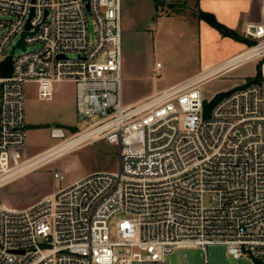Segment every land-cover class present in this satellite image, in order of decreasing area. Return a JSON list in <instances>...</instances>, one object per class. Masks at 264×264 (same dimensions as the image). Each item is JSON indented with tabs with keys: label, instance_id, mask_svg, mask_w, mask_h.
<instances>
[{
	"label": "built area",
	"instance_id": "2783aa9c",
	"mask_svg": "<svg viewBox=\"0 0 264 264\" xmlns=\"http://www.w3.org/2000/svg\"><path fill=\"white\" fill-rule=\"evenodd\" d=\"M123 1L0 0V190L28 162L15 164L14 154L28 138L27 84L42 101L56 83L75 84L86 123L76 148L99 140L118 147L115 171L22 210L0 204V264H167L175 250L210 245L264 264V0L260 21L245 30L255 44L221 64L233 72L260 62L258 81L209 115L203 86L224 73L204 76L214 67L123 106ZM52 138L72 141L62 129Z\"/></svg>",
	"mask_w": 264,
	"mask_h": 264
},
{
	"label": "rangeland",
	"instance_id": "374dc122",
	"mask_svg": "<svg viewBox=\"0 0 264 264\" xmlns=\"http://www.w3.org/2000/svg\"><path fill=\"white\" fill-rule=\"evenodd\" d=\"M199 2L200 0L123 1V106L136 102L148 90L165 87L181 74L198 70L204 62H218L228 50L218 37L212 41V49H203L204 26L196 15ZM258 6V0L222 6L226 14L240 15V30L243 31L233 30L243 41L232 37L226 38L248 49L253 41L247 38L245 29L247 24L258 16ZM0 18L3 19V16ZM90 37L91 42H94L93 21L90 22ZM36 48L37 46L31 47L30 50ZM16 54L20 55L21 51H17ZM259 63L245 65L206 83L203 91L207 103H211L218 94L229 93L253 84V80L259 77ZM157 64L161 67L157 68ZM26 120L27 143L24 148L14 150L15 164L21 161L25 163L60 145L62 140L52 138L54 129H62L68 140L82 134L86 123L77 112L75 84L56 83L49 101L38 98L36 84H27ZM117 167L118 147L103 140L95 141L5 185L0 190V204L9 210H22L89 174L115 171ZM56 173L61 174L64 181L56 180L54 178ZM167 264L255 263L248 259L236 261L227 254L225 246L210 245L206 251L201 248L175 250L168 255Z\"/></svg>",
	"mask_w": 264,
	"mask_h": 264
},
{
	"label": "crops",
	"instance_id": "0c3cea01",
	"mask_svg": "<svg viewBox=\"0 0 264 264\" xmlns=\"http://www.w3.org/2000/svg\"><path fill=\"white\" fill-rule=\"evenodd\" d=\"M236 1V2H235ZM242 2H245L246 0H241ZM241 1L239 0H229V1H221V0H200L199 2V8L198 10H202L203 12L206 13H213L215 15V17L217 18V20L227 26L228 28L235 30L237 32H241V26L239 23V19H240V15L234 16V14L230 13V14H226L223 9L221 8L222 6H226V5H230V4H236V3H240ZM250 3V1H248ZM259 10H258V16L255 18L254 21L250 22L247 24H254L260 21V11H261V1H259ZM197 10V17H198V11ZM199 19V17H198ZM199 22H201V24H203L204 26V35H203V42H204V48L203 49H212L211 44L212 41H214L217 37L219 39H221L224 42V45L227 47L226 49H228L222 56L221 58L218 60V62L216 63H211V62H204L201 67L196 70V71H191L189 73H185V74H181L179 76H177L171 83L167 84L165 87L162 88H157L155 90H148L146 92H144V95L139 98L136 102H140L143 101L147 98H149L150 96L158 93L159 91L166 89L168 87L180 84L188 79H191L195 76H197L198 74H200L201 72H204L208 69H211L213 67H216L218 65H221L223 63H225L226 61L232 59L233 57L243 53L244 51H246L247 49H244L239 43L232 41L230 38H226L224 36H222L217 30H215L214 28H212L211 26H209L206 22L201 21L199 19ZM246 26V27H247ZM246 30V29H245ZM243 32V31H242ZM207 38V40H206ZM207 47V48H205ZM132 103V104H134ZM129 104V105H132Z\"/></svg>",
	"mask_w": 264,
	"mask_h": 264
},
{
	"label": "bare ground",
	"instance_id": "6f19581e",
	"mask_svg": "<svg viewBox=\"0 0 264 264\" xmlns=\"http://www.w3.org/2000/svg\"><path fill=\"white\" fill-rule=\"evenodd\" d=\"M226 71V68L225 66H216L213 68V70H211L209 73H206L204 76H215L219 73H222ZM230 72V71H229ZM229 72H224L223 75L221 76H224L225 74L229 73ZM56 134H60V131H56L55 132ZM61 137V136H60ZM77 142L76 141H68V142H64L44 153H41L39 154L38 156H36L35 158L31 159V160H28L27 163H25L21 168L20 170L18 171V174L19 177L27 174V173H30L32 171H35L55 160H57L58 158L64 156L66 153L68 152H71V151H74L78 148H76V144ZM75 148V149H74ZM17 177V178H19ZM16 180V179H14ZM13 180V181H14ZM10 182L12 181H9L7 184H9Z\"/></svg>",
	"mask_w": 264,
	"mask_h": 264
},
{
	"label": "trees",
	"instance_id": "16d2710c",
	"mask_svg": "<svg viewBox=\"0 0 264 264\" xmlns=\"http://www.w3.org/2000/svg\"><path fill=\"white\" fill-rule=\"evenodd\" d=\"M198 17L201 21L206 22L209 26H211L212 28L217 30L224 37H232L234 39H238L239 41H243V39H241V37L238 35L237 32H235V31L229 29L227 26L221 24L213 14L206 13L203 11H199ZM254 44H255V42H251L250 47L253 46ZM258 78L254 79L253 83L257 82ZM227 94L228 93L218 94L211 103H207V101L205 100V102H204L205 114L209 115V113H210L211 109L214 107V105Z\"/></svg>",
	"mask_w": 264,
	"mask_h": 264
},
{
	"label": "water",
	"instance_id": "95a60500",
	"mask_svg": "<svg viewBox=\"0 0 264 264\" xmlns=\"http://www.w3.org/2000/svg\"><path fill=\"white\" fill-rule=\"evenodd\" d=\"M30 29V25H28V28ZM27 36V33L23 35V38L21 42L19 43L18 47L21 48L23 51H25L26 46L24 43V38ZM13 55L14 51L11 53V55L1 64V76L4 78H10L12 77L13 73Z\"/></svg>",
	"mask_w": 264,
	"mask_h": 264
}]
</instances>
